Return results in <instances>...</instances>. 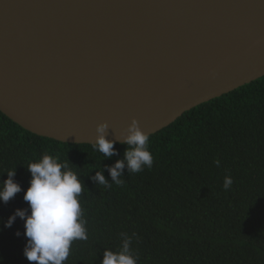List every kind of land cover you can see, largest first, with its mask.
<instances>
[{"label": "water", "instance_id": "water-1", "mask_svg": "<svg viewBox=\"0 0 264 264\" xmlns=\"http://www.w3.org/2000/svg\"><path fill=\"white\" fill-rule=\"evenodd\" d=\"M264 77V0H0V111L62 143L125 144Z\"/></svg>", "mask_w": 264, "mask_h": 264}, {"label": "trees", "instance_id": "trees-1", "mask_svg": "<svg viewBox=\"0 0 264 264\" xmlns=\"http://www.w3.org/2000/svg\"><path fill=\"white\" fill-rule=\"evenodd\" d=\"M127 148L114 143L116 154L106 159L93 145L35 135L0 111V187L15 169L23 189L0 202V264H35L24 256L25 221L4 225L17 209L30 214L27 167L45 154L68 160L84 186L88 239L73 241L65 264H102L105 250H121L122 233L138 264H264V77L149 136L152 167L129 173L125 162L116 185L109 168ZM97 171L110 188L93 179Z\"/></svg>", "mask_w": 264, "mask_h": 264}, {"label": "clouds", "instance_id": "clouds-1", "mask_svg": "<svg viewBox=\"0 0 264 264\" xmlns=\"http://www.w3.org/2000/svg\"><path fill=\"white\" fill-rule=\"evenodd\" d=\"M107 123L98 126L97 142L93 147L102 153L106 159L115 155L114 141L106 139ZM125 136L128 148L124 160L117 161L109 168L112 180L116 185H122L120 177L127 165L129 173L143 171L144 167L151 168L154 160L149 151V135L133 120ZM126 162V165H125ZM219 160L216 161L219 166ZM31 173L30 187L24 194V201L29 209H17L5 222V227L11 228L17 217L25 221L27 244L24 256L35 264H65L70 255L73 241L88 239L87 220L81 206L80 197L84 186L77 172L69 166V161H62L59 155L45 154L37 162L29 163ZM8 179L0 187V202L7 204L23 189L15 181L16 170H9ZM99 184L111 187L103 175L97 171L93 177ZM233 184L230 176L225 177L224 189L227 191ZM20 235L19 232L16 233ZM124 237L121 250L113 252L105 250L102 264H138L130 245L132 238L122 233Z\"/></svg>", "mask_w": 264, "mask_h": 264}]
</instances>
